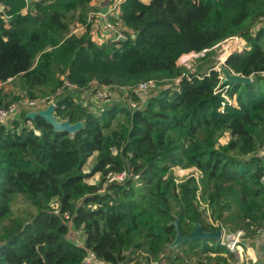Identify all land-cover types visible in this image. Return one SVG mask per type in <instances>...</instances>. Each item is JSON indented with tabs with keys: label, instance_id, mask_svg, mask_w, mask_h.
Segmentation results:
<instances>
[{
	"label": "trees",
	"instance_id": "trees-1",
	"mask_svg": "<svg viewBox=\"0 0 264 264\" xmlns=\"http://www.w3.org/2000/svg\"><path fill=\"white\" fill-rule=\"evenodd\" d=\"M94 1L43 0L23 15L25 0H4L11 19L0 16V83L14 82L19 94L0 89V108L22 95L53 97L65 81L169 86L137 110L99 109L64 92L55 116L82 122L75 135L40 116L0 125V264H85L89 252L108 264H240L216 240L172 248L173 223L182 236L198 223L206 232L264 224V0H124L120 48L95 40L87 22ZM235 36L247 46L226 65L253 82L223 83L235 103L221 113L211 51ZM204 51L206 70L179 66ZM175 168L199 174L178 182ZM122 172L124 182H107Z\"/></svg>",
	"mask_w": 264,
	"mask_h": 264
},
{
	"label": "built area",
	"instance_id": "built-area-1",
	"mask_svg": "<svg viewBox=\"0 0 264 264\" xmlns=\"http://www.w3.org/2000/svg\"><path fill=\"white\" fill-rule=\"evenodd\" d=\"M43 0H25V8L21 12L23 15H27L31 13L34 8V2H42ZM107 5L102 8L100 11H94L88 18V24H92V34L97 35L100 33V36L105 40L107 43L115 44L116 48H120V43L126 41L128 39V35L126 34V29L123 25L121 19V10L120 6L124 2V0H106ZM0 16L7 22L11 19V16L8 14L7 7L4 4V0H0ZM86 27L80 28L78 31L85 32ZM77 31V32H78ZM228 43V51L226 54L220 59V64H217L214 67L219 73L220 84L215 89V94L220 95L224 102L220 109V112L223 113L225 110L226 105H232L235 103V97L231 98L228 95L230 86L229 85H222L226 83L225 76L221 71L222 66H226V60L232 53H241L244 51V44H246L245 40L239 36H235L232 38L227 39L224 41ZM223 43V42H222ZM208 51H204L197 54H205ZM192 54V53H191ZM190 55V54H189ZM188 55L183 56L187 57ZM180 59V60H181ZM187 74H184L186 76ZM157 80H149L145 82L139 83L137 86H133L130 88L132 91L131 98L129 99V106L133 110L140 109V96L143 93H146L152 88H156ZM180 78L174 81L175 85H179ZM167 86V85H166ZM101 87V86H100ZM107 88V87H101ZM90 90V94L92 93L93 96L103 101L107 99V92L102 89H80L78 86L65 81L63 86L57 91V93L53 97L49 98H39V99H30L27 96L22 95L18 101L10 103L8 106L0 108V125H6L9 122L16 120L17 116L21 114L22 111H41L48 108L50 105H54L55 109L58 103V96L63 94L64 92L68 91L74 98L79 99L80 94L82 92L88 93ZM264 151V149H263ZM262 151V152H263ZM263 154V153H262ZM264 155V154H263ZM129 177L127 172H122L119 174H109L107 176L108 183L114 182H124ZM262 182L264 184V176L262 178ZM66 219H69V216L66 215ZM222 230V235L220 239V244L222 246H226L229 248L230 251H238L241 249L242 243L246 241L247 233L243 230L229 233L225 228L219 227ZM218 229V228H217ZM251 237L253 240L264 242V224L261 226H257L253 228L251 233ZM85 264H108L102 261L95 255L93 252H89L87 258L85 259Z\"/></svg>",
	"mask_w": 264,
	"mask_h": 264
},
{
	"label": "rangeland",
	"instance_id": "rangeland-1",
	"mask_svg": "<svg viewBox=\"0 0 264 264\" xmlns=\"http://www.w3.org/2000/svg\"><path fill=\"white\" fill-rule=\"evenodd\" d=\"M95 8V7H94ZM94 8H92V11L90 12L91 14L93 13ZM96 10V8H95ZM89 13V15H91ZM89 18V16H88ZM262 24L264 23H260L258 25V27H260ZM78 33H81L80 31H78ZM228 43L223 42L219 45H217L211 52L213 54V56L211 57V59L214 60V62H216L217 64H220V59L226 54V52L228 51ZM246 44H244L243 48H246ZM209 53L206 52L205 54H197V53H192L190 55H188L187 57H184L183 59L179 60L178 64L179 66L185 68L186 72L189 74H195L199 71V69L201 67L202 70H206L208 67H210L207 64H205L207 62V60L209 58H207V54ZM169 83L168 80H163V81H156L157 87L156 88H152L149 91H147L146 93L141 94L140 96V109H142L146 103L148 102L149 98H151L153 95H156L157 93H159L162 89L168 87L166 86ZM166 86V87H165ZM1 88L8 90L9 92H14L15 94H19V87L17 84H15L14 82H10L5 84L4 86H1ZM133 87V86H132ZM131 87H123V88H119V87H107V88H101L99 87L98 83H95L93 89H102L105 90L107 92V99L100 101L95 97H93V101L90 103L92 105H94L95 107L101 109L104 107H108V106H113L115 104L119 105L120 107H124V108H128L131 109V106H129V99L131 98V94L132 91L130 90ZM29 111H23V116H26V114ZM123 117V116H122ZM57 119V118H56ZM57 121H61L58 120ZM228 138H225L222 140V143L224 144L225 142H227ZM92 166V159L89 160L88 164L86 165V167L84 168L85 172H89ZM199 172H197L196 168H188V169H183V168H175V175L178 178V182H182L185 179H187V177H189V175L194 174V175H198ZM101 181V176L100 175H96L92 178H90L88 180V183L92 186H95L97 184H99V182ZM245 232L247 234L251 233V232H247V230H245ZM229 233H234V232H230ZM74 238L76 240V242L79 243V245H82V243L84 242V236L82 234L81 231H79L78 233L75 232L74 234ZM219 242V241H218ZM220 243V242H219ZM253 245H255L254 243H251ZM243 246V244L241 245ZM226 247V246H225ZM227 250H229V248L226 247ZM230 251V250H229ZM232 253L238 254V251H230ZM203 259H205V257H203ZM205 262V261H204ZM206 263V262H205ZM189 264H196L195 259L194 261H191Z\"/></svg>",
	"mask_w": 264,
	"mask_h": 264
},
{
	"label": "water",
	"instance_id": "water-1",
	"mask_svg": "<svg viewBox=\"0 0 264 264\" xmlns=\"http://www.w3.org/2000/svg\"><path fill=\"white\" fill-rule=\"evenodd\" d=\"M221 71L225 76V79L229 83L233 84H249L253 82L252 77H245L240 74L232 72L228 67L222 66ZM37 116L44 118L50 125L54 127L56 132H67L71 135H75L84 126L82 122L71 123L70 121H57L55 116V106L50 105L45 110L41 111H31L26 114V118L34 119ZM173 225L176 227V239L172 244V248L181 245L184 242H189L190 240H216L220 241L222 230L220 228L212 231L206 232L202 225L198 223L197 228L191 232L188 236H182L179 229L178 220H176Z\"/></svg>",
	"mask_w": 264,
	"mask_h": 264
},
{
	"label": "crops",
	"instance_id": "crops-1",
	"mask_svg": "<svg viewBox=\"0 0 264 264\" xmlns=\"http://www.w3.org/2000/svg\"><path fill=\"white\" fill-rule=\"evenodd\" d=\"M142 1L144 3H147V4L150 2V0H142ZM92 4H93V8L94 7L96 8V10L94 9L93 12L94 11H100L102 8H104L107 5V1L106 0H95ZM81 33H83V32H81ZM94 37L98 43H101V44L106 43L107 44V42H105V40L100 36V33H98L97 35H94ZM95 83L96 82L91 84L89 89H93ZM0 85L4 86L1 83H0ZM99 87H100V85H99ZM0 89H2V88L0 87ZM4 90L8 92V90H6V89H4ZM79 96H80L79 99L82 100L87 105L93 101V97H94L92 93L90 94V90L88 93L82 92ZM22 113H23V111L21 112V114L19 116H17V119L22 120L26 117V116H23ZM262 153L264 154V151ZM75 232L78 233V231H76V230H73V232H71V238L74 241L77 240V239L75 240V238H74ZM251 243H254L255 245H253ZM242 244H243V246L241 247L240 250H238V254H236L240 264H264V242L253 240L251 235L247 234L246 235V241Z\"/></svg>",
	"mask_w": 264,
	"mask_h": 264
}]
</instances>
